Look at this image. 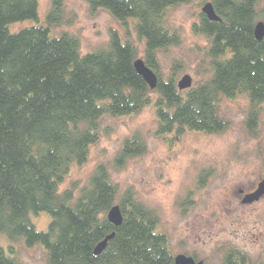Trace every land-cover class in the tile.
I'll list each match as a JSON object with an SVG mask.
<instances>
[{"label": "trees", "instance_id": "1", "mask_svg": "<svg viewBox=\"0 0 264 264\" xmlns=\"http://www.w3.org/2000/svg\"><path fill=\"white\" fill-rule=\"evenodd\" d=\"M86 1L92 11L104 9L121 24L134 22L146 41L144 61L158 77L157 88L137 73L138 49L117 31H111L107 48L85 55L77 36H51V28L62 24L63 0H53L46 26L17 33L9 26L38 20L39 0H0V235L12 245L42 246L48 264H174L157 212L132 189L121 194L106 165L96 166L82 186L72 183L64 191L60 186L73 166L87 162L105 117L137 115L150 105L156 109L157 135L174 141L188 132L227 131L221 101L246 96V131L255 137L264 106V40L256 39L255 26L264 22V12L258 0H211L221 21L202 13L193 25L194 33L209 42V77L180 91V63L164 79L159 54L182 41L169 22V10L196 0ZM145 152L144 139L135 133L123 141L114 166L122 169ZM211 175L212 170H203L199 187ZM115 205L123 214L119 227L107 217ZM41 212L52 219L47 231H38L31 221L32 213ZM113 233L104 251L95 254ZM0 264L23 263L0 245ZM222 264L264 261L253 263L245 253L227 248Z\"/></svg>", "mask_w": 264, "mask_h": 264}, {"label": "rangeland", "instance_id": "2", "mask_svg": "<svg viewBox=\"0 0 264 264\" xmlns=\"http://www.w3.org/2000/svg\"><path fill=\"white\" fill-rule=\"evenodd\" d=\"M258 1V10L264 12V0ZM208 2L211 0H196L169 10V22L181 33L182 41L179 47L159 54V72L164 79L177 62L181 65L177 85L185 75L192 77L193 86L209 77L205 56L209 42L193 31ZM52 4L53 0H39L38 20L11 24L9 31L46 26ZM63 4L62 24L51 28V36H77L85 55L107 48L114 30L135 45L139 59L144 60L146 41L138 37L132 20L121 24L104 9L92 11L86 0H63ZM152 97L156 99L157 94L153 92ZM220 106L230 123L227 131L211 135L188 132L174 141L157 135L153 105L137 115L105 117L101 138L91 147L87 162L71 168L60 190L70 188L72 183L86 184L96 166L104 164L121 194L132 189L139 201L157 212L159 232L168 236L175 256L185 254L205 264H222L224 250L235 248L253 263L264 261V197L252 205L241 203L244 195L254 192L264 180V106L255 137L246 131V96L225 98ZM135 133L144 139L146 152L117 169L114 158L123 141ZM205 169L212 170V175L204 187H199L198 176ZM51 220L46 212L31 214L38 231H47ZM0 245L23 264H48L42 246L12 245L2 235Z\"/></svg>", "mask_w": 264, "mask_h": 264}, {"label": "water", "instance_id": "3", "mask_svg": "<svg viewBox=\"0 0 264 264\" xmlns=\"http://www.w3.org/2000/svg\"><path fill=\"white\" fill-rule=\"evenodd\" d=\"M202 13L206 15L211 21H221V18L217 15L211 2L204 5ZM255 37L258 41L264 40V22L258 21L255 26ZM134 67L137 73L143 77L145 82L149 85L151 89H156L158 85V77L154 71L148 67L144 60L138 59L135 61ZM193 87L192 77L185 75L178 82V89L180 91H185ZM264 197V180L259 183L257 189L249 194H246L241 203L243 205H252ZM108 220L114 226L119 227L123 223V214L119 205H115L108 213ZM115 236V233L107 236L95 249V254H101L107 247L109 240ZM174 264H205L203 261H197L195 258L179 254L175 256Z\"/></svg>", "mask_w": 264, "mask_h": 264}, {"label": "flooded vegetation", "instance_id": "4", "mask_svg": "<svg viewBox=\"0 0 264 264\" xmlns=\"http://www.w3.org/2000/svg\"><path fill=\"white\" fill-rule=\"evenodd\" d=\"M240 193H241V194H243V192H242V191H240ZM244 194H245V193H244ZM245 195H246V194H245ZM245 195H244V196H245Z\"/></svg>", "mask_w": 264, "mask_h": 264}, {"label": "bare ground", "instance_id": "5", "mask_svg": "<svg viewBox=\"0 0 264 264\" xmlns=\"http://www.w3.org/2000/svg\"><path fill=\"white\" fill-rule=\"evenodd\" d=\"M23 244V243H22Z\"/></svg>", "mask_w": 264, "mask_h": 264}]
</instances>
